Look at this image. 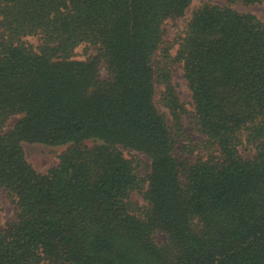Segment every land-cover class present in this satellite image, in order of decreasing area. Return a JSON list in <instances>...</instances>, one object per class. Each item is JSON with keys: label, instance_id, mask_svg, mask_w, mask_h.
<instances>
[{"label": "trees", "instance_id": "1", "mask_svg": "<svg viewBox=\"0 0 264 264\" xmlns=\"http://www.w3.org/2000/svg\"><path fill=\"white\" fill-rule=\"evenodd\" d=\"M226 1L170 43L191 0H0V264H264V22L231 6L263 0ZM24 143L67 147L41 173Z\"/></svg>", "mask_w": 264, "mask_h": 264}, {"label": "rangeland", "instance_id": "2", "mask_svg": "<svg viewBox=\"0 0 264 264\" xmlns=\"http://www.w3.org/2000/svg\"><path fill=\"white\" fill-rule=\"evenodd\" d=\"M204 4L218 5L224 6L227 4L226 0H191L189 7L187 8L184 16L182 18L176 19L175 21H168L164 27V40L166 42H174L176 37L183 30L187 20L190 18L191 13L194 9L198 8ZM232 8L236 9L242 13H252L257 16L258 19L264 22V0L260 3H255L252 5H245L244 3L237 1L232 3ZM28 41L36 45L37 40L35 38H28ZM176 48L174 47L171 51L172 55H175ZM82 53V47L77 49V59H82L80 56ZM103 75V70L101 71ZM172 83L176 86L177 95L180 101L184 104L186 108V113L182 116V125L184 130V137L179 139V145L187 144L189 141H196L198 138H201L198 133L197 127L195 125V121L193 118V106L191 101V93L188 89L187 82L183 77V71L179 65H175L172 71ZM163 91V87L159 86L157 88V99L159 93ZM158 109L161 112H166L161 106L158 105ZM166 119L170 120L167 116ZM17 118H12L7 123L6 129L11 128L14 123L17 121ZM86 144L91 145V141H86ZM67 146H48L39 143H24L23 150L25 152L26 158L29 163L41 173H45L50 168L54 167L58 163V156L66 149ZM123 155L127 158L131 156H137L139 159L144 161L147 164H150V159L136 151L130 149H122L120 148ZM241 154L244 157H251L253 155L252 151L249 150H241ZM133 200H136L139 204H144L141 196L133 195ZM13 206L6 193L0 189V230L3 229L6 223L13 220ZM154 240L157 243H163L166 241V236L163 232H157L154 235Z\"/></svg>", "mask_w": 264, "mask_h": 264}]
</instances>
